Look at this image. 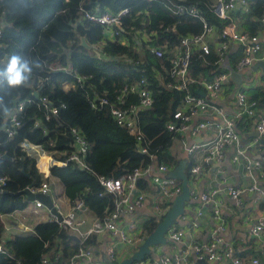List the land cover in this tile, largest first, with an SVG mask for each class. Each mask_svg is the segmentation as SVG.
I'll return each instance as SVG.
<instances>
[{
    "label": "trees",
    "instance_id": "16d2710c",
    "mask_svg": "<svg viewBox=\"0 0 264 264\" xmlns=\"http://www.w3.org/2000/svg\"><path fill=\"white\" fill-rule=\"evenodd\" d=\"M250 1L253 2L249 9L251 17L247 16L243 25L250 34L258 35L259 31L264 30V0ZM187 4L204 10L208 22L221 26V22L209 10L210 0H188ZM81 8L99 10L100 13L130 9L132 15L124 19L126 26L135 27L128 37L129 45L106 39L102 26L80 16ZM161 8L164 9L161 4L145 0H0V73L5 71L6 61L12 55L29 61L33 69L29 82L19 88H10L6 78L0 76V129L20 101H33L26 105L19 116L21 127L13 138L0 131V177L7 179V186L0 193V215L28 209L31 202H28L24 191L28 187L39 188L44 181V175L36 168V160L21 146L25 141L41 146L57 161H65L73 151L71 129L79 128L91 144L86 158L91 170L114 179L135 169L151 166V156H155L160 164L177 166L178 162L170 152L175 135L166 130V124L183 104L185 92L168 89L170 77L161 70L162 65L168 67L167 62L156 59L143 41L137 42L135 34L137 30L150 32L157 29L159 36L152 44H169L173 47L178 43L179 36L201 33L203 23L189 16L159 20ZM139 11H149L148 25L142 26L141 19L133 18ZM177 21V33L164 32L163 26ZM82 37L90 45L106 41L105 52L109 59L93 58L89 50L82 46ZM125 55L127 60L123 58ZM217 61L215 49L207 56L197 54L192 63V76L198 77L202 73L204 62ZM69 62H72L75 74L88 80L84 88L78 85L66 92L61 88L62 84L75 82L72 75L61 70ZM136 63H141L147 70L149 88L154 98L153 107L138 114L139 127L145 135L142 144L115 122L110 107L95 110L91 104L96 96H106L110 103H117L118 91L126 84L139 80V74L134 70ZM154 67L159 72H154ZM35 93L39 98L35 97ZM40 98H47L54 107H58L59 115L51 116L47 121V111L40 106ZM251 101H257L264 109V91L254 95ZM139 103V97L129 95L125 107ZM36 120L41 121L40 128H35ZM142 146L148 147V155L141 153ZM4 155L8 158H4ZM35 155L39 158V167L48 170L44 166L46 159L39 152H35ZM51 175L62 183L65 195L72 203L82 200L96 218L113 211L114 197L107 194L101 196L104 189L90 172L70 163L65 168H53ZM147 185L145 179L140 181L141 188ZM156 226L155 222H150L146 231L153 233ZM2 242L0 239V245ZM94 244L95 240L91 237L83 245L89 248ZM80 247L57 223L42 222L35 225L33 234L13 236L7 240L5 251L0 252V264H43L46 256L50 264H64Z\"/></svg>",
    "mask_w": 264,
    "mask_h": 264
},
{
    "label": "built area",
    "instance_id": "2783aa9c",
    "mask_svg": "<svg viewBox=\"0 0 264 264\" xmlns=\"http://www.w3.org/2000/svg\"><path fill=\"white\" fill-rule=\"evenodd\" d=\"M68 1V0H67ZM150 3H159L164 9H159L158 19H165L166 17H193L199 19L203 23V30L199 34H190L179 36V41L173 47L169 44L154 45V39L159 36L158 30L147 31L137 30L135 39L143 41L146 44V49L152 53L156 59H164L168 67L161 66V70L170 77L168 89L179 90L185 92L183 104L172 115L171 119L166 124V130L175 136L185 135L191 130V122L193 119L200 117V115L207 113L210 110L217 111L224 118V123L215 122H201L192 129L194 135L199 134L202 130L209 129L216 132V137L206 145H191L188 149L189 155L192 157V163L189 167L188 163V177L189 186L191 189V198L194 201H201L203 205L213 206V216L221 226L215 229L214 239L212 242L204 245H195L193 247L197 256L205 257L208 261L216 264H247V261L242 256L237 255L235 247L227 244L224 250H220L219 246L223 245L222 238L219 237L220 232L224 228L223 208L224 201L219 197L221 190L219 188H211L208 192L200 193L195 187L198 180L210 174L214 170L215 164H220L224 161L225 149L229 147L236 148V155L233 157L234 166L238 171L249 178V187L247 189L229 188L228 197L234 201L239 208L245 206L243 196L245 192L254 194L255 204L264 211V162L252 161L250 159L251 153H259L264 150V109L260 107L257 101H251L246 94L239 92L237 94L238 117H246L251 121H255V130L259 136L253 140L245 142L240 133L236 129L234 120L226 119L223 110L207 101L200 96L196 90L204 84L200 77H193L191 74L192 63L197 54L207 56L215 49V54L218 57L217 62H222L227 57L232 44H238L241 47V57L238 61L237 71H242L246 67L255 65L261 59L264 52V47L259 35H252L248 31L243 30L233 13L237 10L238 5L244 7L250 5L249 0H210L209 10L221 22V26L208 22L204 10L196 5L187 4L188 0H145ZM165 13L166 15H164ZM132 15L130 9L125 8L120 11H105L100 13L99 10L90 11L84 8L80 9V16L86 21L102 26L103 33L106 39L113 42H120L123 45H129L128 37L133 33L135 27H128L124 24V19ZM141 19V25L146 26L149 22V11H139L133 18ZM264 22V15L262 17ZM81 22V20H78ZM178 23H170L163 26L164 32L177 33ZM2 37V26L0 25V38ZM214 39L217 40L214 45ZM74 43V42H72ZM106 41L93 44L95 59H109L105 52ZM96 53V54H95ZM126 60L128 57L123 56ZM143 64V63H142ZM134 70L139 74V80L133 84H126L118 91L117 103H110L101 96H96L92 101V107L95 110H103L105 107H110L111 114L115 122L124 128L130 136H133L139 144L145 141V135L141 131L138 122V114L141 111L149 110L153 107L154 98L150 91V82L147 76V70L141 66V63L134 64ZM65 70L69 75L75 79L72 88L78 85L82 88L88 80L87 77L74 73V67L71 64ZM154 72H159L157 68H153ZM223 77V78H222ZM219 80L212 83H207L205 88L210 97L219 99L223 89L222 80L226 76H222ZM162 81V79H161ZM67 82L63 83L62 88H66ZM129 95L139 97V104H131L125 107L126 98ZM40 106H43L47 111L45 119L50 120L51 116H58L60 109L54 107L47 98H40ZM32 100H22L17 105L15 110L10 113L5 120L4 132L9 138H13L16 130L21 127L19 116L25 111L26 105L32 103ZM65 107L64 105L62 106ZM35 128L41 127V121L36 120ZM71 137L73 139V151L67 156L65 161H57L58 167L65 168L69 164L77 166L81 170H85L94 175L104 189L101 196L112 195L114 197L115 207L113 211L106 213L102 218L90 219V211L84 206L82 200H77L68 207L67 211L62 205L58 204L54 199V190L51 185L44 180L39 188L28 187L33 194H43L50 196L62 220L53 215L50 211V222L57 223L62 229L66 230L70 235H74L80 239V249L78 252L64 264H85L94 258V253L87 248L86 243L93 236H102L105 233H111L118 237L121 243L125 246L143 245L148 233L139 229L138 223H133L129 229L123 230L119 227L118 222L125 214H131L136 209L142 207L145 201V194L140 191L139 195L135 193L139 191V182L145 177L149 176L153 171V166L135 169L134 171L124 175L119 179L100 176L94 173L86 162L87 155L90 152L91 144L88 142L85 134L79 128L71 129ZM28 144L22 143V148L25 152ZM41 147V146H40ZM140 151L144 155L149 154L147 146H142ZM1 158V156H0ZM155 159V156H151ZM158 174L154 177V185L160 195L158 204L156 205L157 222L163 221L168 211L174 204V201L182 194L183 187L181 182L175 178L170 177L173 172L172 167L166 164H159ZM172 171V172H171ZM171 172V173H170ZM219 180L223 177L218 174ZM6 177H0L1 192L7 186ZM221 184L226 183L224 179ZM26 189V190H27ZM25 190V191H26ZM24 191V192H25ZM26 195V194H25ZM27 196V195H26ZM33 213L39 215L41 209L46 208L40 201L33 202ZM87 211L89 212L88 214ZM24 211L15 212L18 217L22 218ZM200 216L202 212L199 213ZM14 217V215H11ZM16 217V216H15ZM14 217V218H15ZM182 218V217H181ZM181 224V222H180ZM253 244L258 248L249 255L251 264H261L264 259V214L258 218L250 229ZM193 231H186L183 228L173 226L168 234V242L172 244L183 243L186 237L194 238ZM3 241L0 245V252H4ZM112 264H117L119 255L116 247H111L107 252ZM59 258V256H57ZM185 260L177 257L163 256L160 261L151 262H135V264H182ZM43 264H50L49 257H44ZM104 264V263H95Z\"/></svg>",
    "mask_w": 264,
    "mask_h": 264
},
{
    "label": "crops",
    "instance_id": "0c3cea01",
    "mask_svg": "<svg viewBox=\"0 0 264 264\" xmlns=\"http://www.w3.org/2000/svg\"><path fill=\"white\" fill-rule=\"evenodd\" d=\"M249 2L250 5L248 7H244L239 4L237 10L233 13L240 27L245 31H247V29L244 27L243 23L246 20V17L250 16L249 9L253 4L252 1L249 0ZM257 34L259 35L264 47V30L259 31ZM216 42L217 40L214 39V45L216 44ZM88 45L91 47L89 52L91 53L92 57L95 58L93 45H90L89 43ZM240 57L241 47L238 44H232L230 47V51L224 61L216 63L204 62L203 71L198 76L204 82V84L200 86L199 89L196 90V92L213 105H216L217 107L222 109L226 119L234 120L238 133L241 134L242 139L245 142H248L257 138L255 136L257 132L254 129L256 124L255 121H251L246 117H238L239 110L237 106V94L239 92H242L246 94V96L251 100L254 95L260 93L261 91L263 92L264 75L262 70L254 69L255 65L246 67L242 71H237V65ZM260 58L261 59L259 60V62L264 61V52L262 53ZM71 64L72 62H69L68 66L63 69L69 68ZM232 71L240 72L243 74L244 79L242 80L241 85H237L235 81L231 79ZM222 76H226V78L221 79L223 86L221 97H219V99H213V97L209 96L205 85L207 83H212L219 80ZM72 86L73 83L67 82L66 88H62L63 84L61 88L64 91L68 92L74 89L72 88ZM247 91L250 92L249 95ZM206 121L222 124L224 123V118L217 111L210 110L207 113L200 115V117L193 119V121L191 122V130L186 132L185 135L174 137L170 152L178 162V164L177 166L171 168L172 171H174L182 161H186V173H188V163L189 167L192 163V157L188 152V149L191 147V145H206L216 137V132L209 129L202 130L197 135H194L192 133L193 128H195L199 123ZM25 142L28 144L26 146L29 150L28 155L36 160L37 170L44 175V180H47V182L51 185V188L55 192L53 199L55 200L54 197L56 195L59 198L60 202L63 204V208L67 211L68 207L71 205V201L66 197L62 183L57 178H54L51 175L52 169L58 167V165L56 164L57 160L52 155L46 153L42 147L33 145L27 141ZM35 152H39L40 155L46 159L44 162V166L48 170L44 171L39 168V158H36ZM235 155V147L226 148L224 161L220 164H215L213 166L214 170H212L210 174L201 177L198 180V184L195 188L200 193L208 192L212 187L219 188L221 190L219 197L224 201V208L222 211L223 221L225 223L223 230L219 234V237L223 240V245H220L219 249L222 251L225 249L227 244H231L235 247L237 255L245 258L247 264H251L249 255H251L254 250L258 248L253 244L250 229L255 221L258 218H261V216L264 214V211L262 208L258 207L255 204L253 193L245 192L243 196L245 206L242 208L237 207L234 201L228 197L229 188L247 189L249 187V178L245 177L244 174H242L240 170L238 171L237 167L234 166L233 157ZM250 159L252 161L264 162V150L259 153H251ZM159 164L160 163L155 157L152 164V173L149 176H145L143 178L148 183L145 188H141L139 182V191H137L135 195L138 196L140 191L145 194L144 205L136 209L133 215L128 213L121 217L118 222V225L121 229L127 230L129 229V226L131 224L137 222L139 225V229L147 232V225L150 222H157V214L155 208L158 204L160 195L154 185V177L158 174L157 165ZM218 174L223 177L221 180H219ZM224 179L226 180V183H219L223 182ZM178 181L182 184V181ZM33 208L34 205L32 202L30 203V207L28 209L23 210L24 212L22 213V218L18 217L17 213H13L14 217L16 216L15 218L11 216L12 214L0 215V239L6 242L13 236H18L21 234H33L35 225L42 222H50L49 220L51 215L46 208L41 209L39 215H35L32 212ZM200 212H202L201 216L199 214ZM88 213L89 212L87 211L86 214ZM4 218L9 219L10 223L7 224ZM94 218L95 216L90 212V219ZM156 224L158 225L159 223ZM219 226H221L220 223H218V221H216L213 216V206L203 205V203L199 200L194 201L190 195V201L186 203L185 213L180 219L177 227L183 228L186 231H193L195 233L194 238L186 237L183 243L180 244H172L168 242L167 246L153 247V256H148L144 261L139 262L160 261L163 256H170L185 260L182 264H216L208 261V259H206L205 257L202 258L201 256H197L194 252L193 247L195 245H204L212 242L214 239L215 229ZM4 231L11 232L12 236L10 238H6L2 234ZM150 234L151 233H148V236ZM92 238H94L95 244L90 246V249L94 253V258L91 261H87L85 264H107L105 262V258L108 257L107 252L111 247H116L119 255L117 264H120L124 260L129 259L142 246V244H136L135 246H125L121 243L118 237L114 236L111 233H105L102 236H93ZM108 259L110 260L109 257ZM203 260L205 262H202ZM261 264H264V259H262Z\"/></svg>",
    "mask_w": 264,
    "mask_h": 264
},
{
    "label": "water",
    "instance_id": "95a60500",
    "mask_svg": "<svg viewBox=\"0 0 264 264\" xmlns=\"http://www.w3.org/2000/svg\"><path fill=\"white\" fill-rule=\"evenodd\" d=\"M82 46L86 47V49L90 50L91 47L88 45L86 38H81ZM255 70H262L264 75V61L257 62L254 67ZM264 77V76H263ZM231 79L235 81L237 85H241L244 76L240 72L232 71ZM35 97H38V93H35ZM6 124L4 123L0 129V131H4ZM256 137L259 136L258 133L255 135ZM1 141V138H0ZM264 144V140H263ZM6 149L8 147L6 146ZM4 158H8L7 155L3 156ZM261 158V157H259ZM186 161H182L178 167L170 174V177L178 179L182 181L183 192L182 194L174 201L173 206L168 211L167 215L161 221L153 233H151L145 240L144 244L140 247V249L135 252L129 259L124 260L120 264H134L135 262L144 261L148 256H153L152 248L159 247V246H167L168 245V238L167 234L169 230L173 227L178 225L181 217L185 213L186 203L190 201V194L191 189L189 186V177L186 173ZM31 188V187H30ZM0 193H1V186H0ZM27 195L28 202L40 201L48 211H50L53 215L59 218V221L62 220L61 215L56 210L52 198L50 196H46L43 194H33L31 193L30 189H27L24 192ZM71 239L74 240L76 243H80V239L74 235H71ZM202 262H205L204 260Z\"/></svg>",
    "mask_w": 264,
    "mask_h": 264
},
{
    "label": "clouds",
    "instance_id": "9594fccd",
    "mask_svg": "<svg viewBox=\"0 0 264 264\" xmlns=\"http://www.w3.org/2000/svg\"><path fill=\"white\" fill-rule=\"evenodd\" d=\"M39 67V64L36 65ZM32 66L29 61H22L19 55H12L6 61V69L0 76L6 78L10 88H19L26 85L31 79Z\"/></svg>",
    "mask_w": 264,
    "mask_h": 264
},
{
    "label": "rangeland",
    "instance_id": "374dc122",
    "mask_svg": "<svg viewBox=\"0 0 264 264\" xmlns=\"http://www.w3.org/2000/svg\"><path fill=\"white\" fill-rule=\"evenodd\" d=\"M247 93H248V95L250 94V92H248V91H247ZM38 165H39V164H38ZM54 198H55V200H56V202H57L58 204L63 205V204L60 202L59 198H58L56 195H55ZM4 220H6L7 224L10 223V220H9V219H5V218H4ZM24 233H25V232H24ZM2 234H3L6 238H10V237L12 236L11 232H7V231H4ZM25 235H28V234H21V235H18V236H25ZM105 262H106L107 264H112L111 261L108 259V257L105 258Z\"/></svg>",
    "mask_w": 264,
    "mask_h": 264
},
{
    "label": "bare ground",
    "instance_id": "6f19581e",
    "mask_svg": "<svg viewBox=\"0 0 264 264\" xmlns=\"http://www.w3.org/2000/svg\"><path fill=\"white\" fill-rule=\"evenodd\" d=\"M53 162V161H52ZM49 164V163H48ZM52 164V163H51ZM46 166H48V165H46ZM40 168V167H39ZM41 169V168H40ZM41 170H43V169H41Z\"/></svg>",
    "mask_w": 264,
    "mask_h": 264
}]
</instances>
